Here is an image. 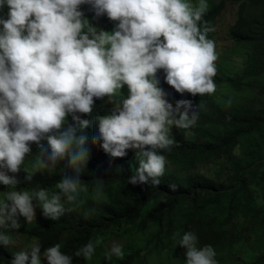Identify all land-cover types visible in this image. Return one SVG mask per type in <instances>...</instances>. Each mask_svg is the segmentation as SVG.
Instances as JSON below:
<instances>
[{"label":"clouds","instance_id":"obj_1","mask_svg":"<svg viewBox=\"0 0 264 264\" xmlns=\"http://www.w3.org/2000/svg\"><path fill=\"white\" fill-rule=\"evenodd\" d=\"M84 4L96 17L106 15L117 22L113 30L90 26L79 10ZM4 7L8 12L7 19L0 18V246L7 248L14 244L10 233L20 228V217L31 221L41 210L44 217L57 220L72 212L71 206L88 191L80 174L89 158L91 132L89 121L78 114H91L94 98L107 97L113 106L110 113L95 117L93 142L111 158L134 151L138 167L127 182L158 186L167 164L161 152L179 146L171 129L187 133L199 119L198 106L193 108L190 100L173 106L166 95L214 94L218 55L208 38L214 28L204 20L207 0L195 5L189 0H0V13ZM159 70L164 73L161 87ZM124 86L126 98L121 94ZM32 144L40 154L29 168L25 162ZM238 152L237 145L234 154ZM65 156L75 174L64 172L55 191L18 188L21 169L25 181L31 182L37 172L54 171ZM168 187L177 190L175 184ZM103 189V179H96L97 197ZM176 235L177 246L185 250L184 264H218L214 248L198 247L193 232ZM97 243L88 241L74 256L91 260ZM123 254V246L113 242L104 258L110 261ZM9 261L71 264L72 256L63 253L59 243L42 252L34 242L13 252Z\"/></svg>","mask_w":264,"mask_h":264},{"label":"trees","instance_id":"obj_2","mask_svg":"<svg viewBox=\"0 0 264 264\" xmlns=\"http://www.w3.org/2000/svg\"><path fill=\"white\" fill-rule=\"evenodd\" d=\"M239 2L237 18L229 28L233 43L225 49L226 60L216 63L217 75L213 79L219 89L226 86L236 94H246L248 99L231 100L229 104V100H220L215 94L186 93V97L175 98L166 95L173 106L178 100H190L193 108L198 106L199 119L187 133L171 129L179 146L161 152L167 157L165 173L161 183L153 187L150 183L127 182L138 167L136 153L127 151L123 158H111L99 143L93 142L97 134L95 117L110 113L113 106L107 97L94 98L91 114H78L89 121L91 132L89 158L80 174L88 191L82 192L78 204L71 206L72 212L52 220L40 210L37 225L18 229L29 239H37L42 252L59 243L61 251L72 256L71 264H79L84 258L74 253L88 241L122 236V257L105 260L103 246L97 243L95 254L86 262L184 264L185 250L177 246L180 236L176 234L190 231L197 236L198 247L214 248L218 264H225L226 257H238L239 264H264V0ZM224 5L221 0L208 6L204 20L209 26L215 28ZM79 10L97 30L111 32L117 23L106 15L96 17L87 4ZM7 12L4 7L0 18L7 19ZM208 38L215 40V30ZM234 56L241 59L240 67L229 64ZM157 77L161 87L162 70ZM121 94L127 97V86ZM68 123H72L71 117ZM83 134L87 136L86 132ZM237 145L239 152L234 154ZM31 149L26 160L40 154L35 144ZM218 161L223 164L212 174L204 171L207 165ZM64 172L75 174L68 167L67 156L57 162L54 171L35 173L31 182L25 181L26 173L21 169L17 174L18 188L55 191V183ZM96 179H103L104 183L99 197L94 190ZM169 184L177 185V190L171 191ZM93 208L96 211L90 214ZM12 253L0 246V264H10Z\"/></svg>","mask_w":264,"mask_h":264},{"label":"rangeland","instance_id":"obj_3","mask_svg":"<svg viewBox=\"0 0 264 264\" xmlns=\"http://www.w3.org/2000/svg\"><path fill=\"white\" fill-rule=\"evenodd\" d=\"M221 0H207L208 6H210V4L213 3H218ZM189 2L193 5H195L197 3V0H189ZM225 5L223 10L221 11V13L219 14V16L217 17V23L216 26L214 28L215 30V47H216V52L218 55V59L215 63H217L219 60H226L225 57V49L232 45L233 40L230 38V34H229V28L230 26L235 22L236 18H237V13H238V8H239V0H224ZM232 59H230L229 64H235L237 67L241 66V59H239L238 57L234 56L231 57ZM216 97H219L220 100H232L235 102L238 101H243L245 99H248V96L246 94L244 95H239L236 94L235 92H233L230 88L224 86L221 87L219 89V87L216 85V92L214 93ZM225 99V100H224ZM175 128V127H174ZM177 132H181L180 130H177ZM130 153H135L132 150H127ZM35 155H32L31 157H29L26 162H25V167H31V162L33 161ZM223 164L222 161H218V162H212L209 165H207L204 168V171L206 173L212 174L213 171L218 168L219 166H221ZM56 190V189H55ZM39 208L35 209V212L38 210ZM20 223V227H25L27 225L29 226H33V225H37L38 224V220L35 216V218L31 221H25L23 217L19 218ZM14 244L12 246L9 247H5L6 249L16 252V251H20V250H24L26 248H28L32 243L34 242H38L37 239H29L25 233L20 232L18 229L14 230L13 232L10 233ZM104 242V243H103ZM113 242H117L119 244H123L125 241L123 239L122 236H114L111 238H107L105 241H102V238L100 240H98V244H100L101 246H103V251L107 252L111 246V244ZM4 247V246H3ZM235 256V255H232ZM239 258H233V257H226L225 260V264H239ZM42 264H46V262L42 261ZM79 264H89L88 262L82 260Z\"/></svg>","mask_w":264,"mask_h":264}]
</instances>
